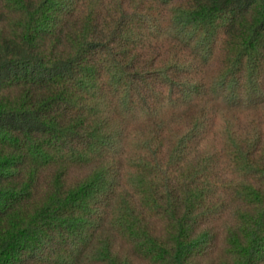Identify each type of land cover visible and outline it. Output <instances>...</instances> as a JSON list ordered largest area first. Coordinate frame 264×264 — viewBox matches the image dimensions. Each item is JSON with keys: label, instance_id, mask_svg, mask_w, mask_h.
Instances as JSON below:
<instances>
[{"label": "trees", "instance_id": "1", "mask_svg": "<svg viewBox=\"0 0 264 264\" xmlns=\"http://www.w3.org/2000/svg\"><path fill=\"white\" fill-rule=\"evenodd\" d=\"M0 264H264V0H0Z\"/></svg>", "mask_w": 264, "mask_h": 264}]
</instances>
